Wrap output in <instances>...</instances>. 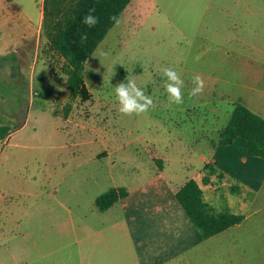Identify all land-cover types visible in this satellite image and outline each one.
Wrapping results in <instances>:
<instances>
[{"label": "rangeland", "instance_id": "obj_1", "mask_svg": "<svg viewBox=\"0 0 264 264\" xmlns=\"http://www.w3.org/2000/svg\"><path fill=\"white\" fill-rule=\"evenodd\" d=\"M118 21L86 62L89 101L70 99L46 29L36 52L0 62V264H141L117 206L100 212L95 200L146 181L152 156L164 157L174 185L196 179L208 204L247 216L233 240L215 239L181 264H264V184L232 192L233 180L195 176L194 152L218 138L232 106L216 99L190 108L225 87L242 100L264 92V0H131ZM165 67L184 81L180 105L168 103ZM18 70L16 98L4 84ZM206 72L228 81L207 84ZM196 75L204 89L190 96ZM129 77L153 100L139 116L122 115L115 101L114 86ZM254 112L264 117V105Z\"/></svg>", "mask_w": 264, "mask_h": 264}, {"label": "crops", "instance_id": "obj_2", "mask_svg": "<svg viewBox=\"0 0 264 264\" xmlns=\"http://www.w3.org/2000/svg\"><path fill=\"white\" fill-rule=\"evenodd\" d=\"M44 1L0 0V52H4L0 56L13 53L16 55L15 57L20 59L17 55L18 52H36L44 17ZM251 73L252 76L257 78L260 74L258 70H252ZM2 74H0V82L4 80ZM202 77L205 78L207 84L213 86H216L217 82L227 83L228 81L226 78L221 80V78L207 72ZM23 81L22 72L18 70V73H15L4 84L7 86L4 93L9 90L18 98V93L24 92ZM31 85L32 82L30 88ZM259 93L260 96L257 95L254 97L255 99H251L246 94L242 100L241 96L238 97L234 93H230L228 88L225 87V91H221L218 97L215 96V93H210L207 98L200 100L199 104L191 103L190 106L192 107L190 108L193 110L198 109L201 103H216L214 100L222 99L223 102L228 101L231 106L235 102H241L254 112L258 103L264 105V92ZM1 98L3 100L5 96H1ZM221 129L222 127L218 130L217 139L205 137L207 141L206 150L194 152V155L198 156L201 161L199 171L195 176L200 175L201 183L203 178L207 176L208 183L214 184L215 181L212 178L219 177L214 171L206 172L204 170V165L209 164L232 178L233 182H238L242 192L249 193L259 190L264 184V158L250 156L247 152L246 140L242 137L236 138L229 145L218 144ZM152 160L156 165L152 175L140 185L128 189L124 187L128 190V194L110 208L117 206L119 213L126 221L141 264H171L173 262L181 264L188 257L193 260L198 251L205 252L202 249L215 239L218 240L222 237L234 239V234L238 232V229H241L247 219L245 214H243L245 216L244 220L239 224L204 239L176 199L178 188L193 178L184 181L180 185H174L164 172V157L152 156ZM219 179L229 182L227 178L221 177ZM207 205L214 212H220V209H217L214 205L208 203ZM209 252H211L210 247ZM192 264H194L193 261Z\"/></svg>", "mask_w": 264, "mask_h": 264}, {"label": "trees", "instance_id": "obj_3", "mask_svg": "<svg viewBox=\"0 0 264 264\" xmlns=\"http://www.w3.org/2000/svg\"><path fill=\"white\" fill-rule=\"evenodd\" d=\"M130 2L131 0L44 1L42 29L48 32L49 50L62 60L61 72L66 77V85L72 101L86 102L91 99V92L84 80L86 62L115 24L110 17L116 16L119 20ZM90 8H95L93 14L99 19V22L91 28L81 22ZM50 26L51 29L48 30ZM85 33L88 39L81 41L80 37ZM13 59H15L13 53L0 56V62H9ZM70 108L71 105L67 104L66 114ZM238 137L246 140L247 152L250 156L264 158V117L254 113L241 102L232 105L229 120L219 132L218 144L229 145ZM204 170L214 171L219 178L232 181V178L209 164L204 165ZM202 183H208L207 176L203 178ZM240 187V184L235 182L231 185V191L237 192ZM127 194L128 190L124 187L110 188L96 198V208L100 212H105ZM176 199L204 239L239 224L245 218L243 214L211 210L203 198L199 182L195 179L186 181L178 188Z\"/></svg>", "mask_w": 264, "mask_h": 264}, {"label": "clouds", "instance_id": "obj_4", "mask_svg": "<svg viewBox=\"0 0 264 264\" xmlns=\"http://www.w3.org/2000/svg\"><path fill=\"white\" fill-rule=\"evenodd\" d=\"M95 8H90L88 13L82 18V23L87 27H94L99 19L93 13H95ZM110 19L115 23H119L116 16H111ZM81 41H86L88 39L87 34H83L80 37ZM161 71L164 78H166L163 87L167 94V100L169 105H180L183 103V93L182 88L184 81L181 78V75L172 68H161ZM127 82H120L114 86V96L115 101L118 104V111L122 115L132 116V115H141L146 113L150 108L154 107L153 100L150 96L145 94V91L137 86V83L132 78H126ZM193 87L189 95L196 96L201 94L204 89V81L200 75L193 77Z\"/></svg>", "mask_w": 264, "mask_h": 264}]
</instances>
